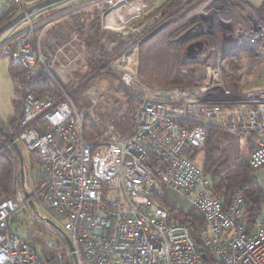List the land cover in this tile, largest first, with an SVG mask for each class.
Instances as JSON below:
<instances>
[{
  "label": "built area",
  "instance_id": "2783aa9c",
  "mask_svg": "<svg viewBox=\"0 0 264 264\" xmlns=\"http://www.w3.org/2000/svg\"><path fill=\"white\" fill-rule=\"evenodd\" d=\"M2 1L14 6V16L24 13L19 23L27 24L0 44L1 59L23 72L11 79L20 111L17 130L7 133L33 155L38 168L33 187L24 184L27 197L13 180L10 197L0 201V264H52L8 230L7 219L31 203L62 223L73 264H203L205 250L221 264H264V223L252 230L242 195L229 201L214 195L209 176L192 159L208 128L218 125L251 169L264 166V87L234 93L221 78L224 58L241 51L253 70H261L264 26L244 24V37L240 28L222 33V48L209 49L203 60L200 82L149 88L137 78L138 43L157 21H142L148 0H75L36 12L45 15L36 23L26 10L40 0ZM82 12L91 19L97 14L104 36L130 43L109 61L104 77L110 92L86 88L75 103L62 81L67 71L86 65V45L75 29L69 40L61 33L49 36L45 48L43 38L55 23ZM37 78L45 85L38 97L27 84ZM245 78L239 75L238 84ZM117 84L134 91L137 108L115 92ZM86 119L93 128L86 130ZM1 144L10 146L0 132ZM164 190L184 197L202 218L201 224L190 223L194 235L161 202ZM61 260L62 253H56L53 262Z\"/></svg>",
  "mask_w": 264,
  "mask_h": 264
},
{
  "label": "trees",
  "instance_id": "16d2710c",
  "mask_svg": "<svg viewBox=\"0 0 264 264\" xmlns=\"http://www.w3.org/2000/svg\"><path fill=\"white\" fill-rule=\"evenodd\" d=\"M208 1L210 0H195L192 2L181 3L179 0H163L161 4L153 6L145 14L142 19L143 22L154 18V16L159 13L161 14L157 23L152 26L150 31L163 23H167V25L149 40L138 43L137 78L143 85L149 88H181L184 85L190 84L192 81V76L189 71H193L194 66H199L202 71L201 67L203 60L211 48L210 43L204 41L206 43V50L200 52L195 60L190 61L185 55L187 45L177 42L176 38L180 31L187 28L192 16L198 13ZM232 3L237 7H246L261 19H264V0L258 8H254L241 0H232ZM56 5H52L43 10L49 11ZM14 13V6L5 2V7L0 14V26L12 19ZM90 14L91 13L89 12H82L67 19L71 29H75L80 34L84 43L86 40L85 45L88 47L86 65L80 69L82 70L87 67V71L82 74L80 81H83L92 75L98 76L100 74H109V70H105L109 67L108 59L110 56L109 53L104 51L102 45L99 46L97 39L98 36L96 34V31L99 29V18L97 14L94 13V18L91 19ZM55 33L56 31L53 29H50L45 33L43 38L44 48L47 45L49 36ZM199 38L201 39L203 36H200ZM124 39L125 44L122 49H125L130 43L129 38ZM239 53L228 55L223 60L224 66L226 60L229 61L228 71H230L231 74L237 70L244 51ZM8 72L11 79L14 77H23L22 69L17 65L8 63ZM227 81L229 82L230 89H235V82L236 84L238 83V78L236 80V78L231 75L227 77ZM27 84L30 94L36 97L40 96V94H43L45 91V85L39 78L29 80ZM116 91L117 90H115V92ZM126 92L117 91L129 106L133 109L137 108L134 104L137 103L136 105L139 106L140 102H135L133 100L135 97L134 91H130V93L133 94V97ZM12 102L14 115L10 117L6 123L0 122V127L8 133L15 132L18 127L17 119L20 111L19 99L13 100ZM5 124L10 125L11 127L8 128ZM85 127L86 130L88 128H93L89 119L85 120ZM227 139V133L222 127L211 125L208 128L205 142L199 148V151L201 150L203 153L202 171L209 176L214 195H223L225 201H229L235 193L242 195L247 203L245 221L249 226L255 225L256 217L260 214L262 205L264 204V194L255 181V171L257 169H251L247 165L246 160L239 156L235 157L232 161H229L224 149V145L228 142ZM20 150L21 152L23 151L21 146ZM196 152H194V154ZM17 161V156L12 147L9 145L0 146V201L10 197L13 189V180L20 185L19 177L16 178V175L14 176L12 172V163H17ZM24 171L25 175L28 177L25 167ZM27 177L25 178V184H27ZM160 198L167 202L166 206L170 209L171 216L179 222L187 225L191 230V235H194L190 223L199 222L198 224H201L202 218L193 213L191 208L185 211L179 210L178 208H171L165 190L162 195H160ZM28 208L31 209V207ZM12 220L13 215L7 219L8 230L24 240L42 260L45 262L50 261L52 264H73L72 258L67 255L65 240L63 239L61 231L55 230L43 221V230H45L47 234L55 236L57 239V242L54 244L55 247L53 248L52 246L45 245L42 240L34 238L32 234L23 236V234L19 233L17 230H13L11 227ZM60 243L65 247V250L60 249ZM56 253H62V260L54 263L53 260ZM205 254L206 259L203 264H221L213 261L206 250Z\"/></svg>",
  "mask_w": 264,
  "mask_h": 264
},
{
  "label": "rangeland",
  "instance_id": "374dc122",
  "mask_svg": "<svg viewBox=\"0 0 264 264\" xmlns=\"http://www.w3.org/2000/svg\"><path fill=\"white\" fill-rule=\"evenodd\" d=\"M75 0H65L63 2L57 3L56 6H62L65 4H70ZM150 4V8L153 7V1L156 2L157 0H148ZM195 0H188L187 2H192ZM5 3L0 0V8L2 4ZM38 12V11H37ZM39 15L38 17H35ZM32 18V22L36 23L43 20L45 15L37 14L36 12L30 15ZM161 14L154 16L156 20L160 18ZM89 17V16H88ZM90 18V17H89ZM157 21L154 23L156 24ZM264 19H261L258 15H256L253 11L245 7H237L232 3V0H210L208 3L195 15L192 16L190 19V23L186 29L180 31L178 33V37L176 38L177 42L184 43L188 46V44L193 43L195 41H208L210 43V51L211 50H218L222 48L223 45V36L222 33L226 31V34L230 35L233 34L232 31L237 30L240 28L241 36L244 37V24L254 27H263L264 26ZM71 23V22H70ZM153 24V25H154ZM73 26V24L71 23ZM27 27L25 22H21L10 30L4 32L0 35V44L2 41L6 40L10 35L15 34ZM228 27V28H227ZM227 28V29H226ZM52 29L56 31L55 34L61 33L60 37L69 40L70 36V24L69 21H60L53 25ZM98 36L99 46L102 45L104 51L109 53L110 58L108 62L121 51H123V46L125 44V39H115L111 35H103L100 33L99 29L96 31ZM50 36H54L51 34ZM56 36V35H55ZM200 36H204L203 38H199ZM86 43V40H85ZM79 49L80 44L75 43ZM87 50L88 47H85V55L87 57ZM242 52V51H241ZM240 54V53H239ZM241 56L239 61V66L237 70L234 71L233 74L228 71L229 69V61L226 60V71L222 72L221 78L222 83L225 88L233 91L234 93L239 92H247L255 88L264 87V66L260 68L261 70H253L251 66L252 60L251 58H246L244 53ZM87 68V67H86ZM81 68L77 69L76 71H67L65 73V78L62 81V86L64 89L70 94L71 98L74 102H79L82 98V92L87 89H94L99 93H107L110 92V82L104 77V74H100L98 76L92 75L91 77L86 78L83 81H80L82 74L87 71V69ZM110 70L109 67L105 70ZM190 75L192 76V81L186 86H192L193 84L200 82L203 78V71H201L199 66H194L193 71H189ZM233 75L236 80L239 75L242 77H246L243 80V84L239 85L235 82V89H230L229 82L227 81V77ZM169 88H176V87H166ZM116 90L120 92H126L125 89L116 85ZM116 91V93H117ZM127 94H131L130 91L126 92ZM118 94V93H117ZM133 94H131L132 96ZM133 97V96H132ZM19 98V93L15 92L12 86L11 78L8 72V63L1 59V50H0V120L6 123L7 120L10 119L14 115V107H13V100ZM133 100L136 102H140L138 99ZM137 104V103H136ZM134 104L135 107H138ZM112 109V108H111ZM6 127H11L10 125H6ZM0 146H4L1 144ZM225 154L229 161H232L235 157L238 156L237 146L235 140H229L225 145ZM23 157V170L25 167L26 173L28 177L25 175L24 172V179L27 177V187L30 189L33 187V177L37 174V164L33 159V155L30 154L28 151L23 150L22 152ZM244 158V156H239ZM202 158L203 153L202 151L198 150L193 156L192 159L194 163L202 169ZM245 160V158H244ZM14 173L17 177H19V165L14 163ZM167 200L169 202V206L171 208H178L179 210H188L190 206L186 199L174 192L167 193ZM161 202L167 205L165 200L161 199ZM175 205V206H174ZM178 206V207H177ZM193 213L197 216L199 214L196 213L195 210L191 209ZM200 217V216H199ZM49 220L58 230L62 229V223L56 221L52 215L45 209L38 207L35 208V211L29 209L28 207H19L16 212L13 214V220L11 221V227L13 230H17L19 233L26 236L27 234H32L34 238L40 239L44 242L45 245L55 247V243L57 239L55 236H51L47 234L45 230H43L42 224L43 221ZM201 222V221H200ZM199 223V222H198ZM46 232V233H45ZM60 249L65 250V247L60 243Z\"/></svg>",
  "mask_w": 264,
  "mask_h": 264
},
{
  "label": "water",
  "instance_id": "95a60500",
  "mask_svg": "<svg viewBox=\"0 0 264 264\" xmlns=\"http://www.w3.org/2000/svg\"><path fill=\"white\" fill-rule=\"evenodd\" d=\"M65 0H43V1H39L33 5H31L27 10H26V14H32L34 12L43 10L45 8H48L52 5H55L57 3L63 2ZM24 17V13H20L15 15L12 19L8 20L6 23H4L2 26H0V35L3 34L4 32L10 30L12 27H14L15 25H17L22 18ZM167 25V23H163L159 26H157L155 29H153L152 31H150L145 37L142 38L141 42H145L147 40H149L150 38H152L153 36H155L158 32H160L161 30H163L165 28V26ZM206 43L204 41H195L193 43L188 44V46H186V50H185V55L186 58L190 61H193L196 59V57L198 56V54L202 51L206 50L205 47ZM0 132L5 136V138L7 139L8 143L10 144V146L13 148L16 156H17V160H18V165H19V176H20V183L22 184V188H23V194L25 197L28 196V193L25 189V179H24V170H23V157L21 154V150L18 147L17 143L15 142V140L13 139V137L11 135H8L7 132H5L1 127H0ZM30 207L33 211H35L33 204H30ZM47 225L53 227L55 230H58L49 220H45L44 221ZM63 239L65 240V243L68 247V251L72 257V259L74 260V262H76L75 260V255L73 254V247L69 241V239L67 238V236L62 233ZM201 252H203L201 250ZM202 258H204V254L202 253Z\"/></svg>",
  "mask_w": 264,
  "mask_h": 264
},
{
  "label": "crops",
  "instance_id": "0c3cea01",
  "mask_svg": "<svg viewBox=\"0 0 264 264\" xmlns=\"http://www.w3.org/2000/svg\"><path fill=\"white\" fill-rule=\"evenodd\" d=\"M162 1L163 0H157L156 2L153 1L152 2L153 6H158L159 4L162 3ZM241 1L248 3L250 6H252L254 8H258L261 5V3L263 2V0H241ZM4 7H5V3H3L2 7L0 8V14L3 11ZM0 122H1V120H0ZM255 180H256L257 185L259 186V188L262 190V192L264 194V166L258 168L255 171ZM262 223H264V204L262 205V209H261L260 214L256 217L255 225H250V228L252 230H255L257 225L262 224Z\"/></svg>",
  "mask_w": 264,
  "mask_h": 264
}]
</instances>
